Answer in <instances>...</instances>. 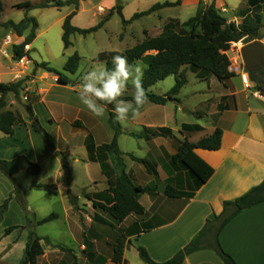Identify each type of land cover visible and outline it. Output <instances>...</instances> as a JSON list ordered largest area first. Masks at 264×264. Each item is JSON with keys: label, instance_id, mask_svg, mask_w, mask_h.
<instances>
[{"label": "crops", "instance_id": "obj_1", "mask_svg": "<svg viewBox=\"0 0 264 264\" xmlns=\"http://www.w3.org/2000/svg\"><path fill=\"white\" fill-rule=\"evenodd\" d=\"M176 1L101 0L99 9L94 14L100 20L96 25L85 26L81 25L78 19L88 13L85 5L90 0H86L80 3L79 10L72 19V25L80 29H89L97 26L110 14V19L99 30L101 31L107 28L111 18L117 15L120 9L123 17L128 21L125 24L128 27L126 29L132 27L134 21L142 18L151 19L148 21V27L143 28L139 36L136 44L138 45L147 38L161 36L165 32V26L172 21H175L173 22L176 25L175 29L178 24L186 22L178 17L169 16L167 13L169 9L190 7L197 13L201 2L206 5L214 2L219 10L226 8L230 12L226 0H181L179 6L161 8L149 16L132 20L135 14L145 12L156 4L175 3ZM107 3H109L108 6H104ZM257 4L255 0H243V2L241 0L239 8L233 12L238 11L243 5L246 10H251L250 14L253 15V8ZM32 5L37 6V4ZM62 9H67L62 19L74 11L73 6H66ZM243 19L235 16L232 22L240 25ZM125 34L126 31L120 36V40L125 39ZM257 40L264 44V38ZM33 43L27 46L29 55ZM154 54H156L154 51L147 53V55ZM141 61L144 63L143 60ZM35 65L28 67L27 73L23 76L20 74L14 76L11 73L13 78L4 84L25 80L24 92L27 95L24 98L27 99L28 93L38 98L32 105L33 112L51 135L56 150L64 153L66 159H72L73 164L71 166L68 164L71 168L73 183L75 165H80L86 170L85 189L87 192L94 194L106 191L110 183L116 181L120 171L109 160V170L107 174H103L100 164L89 159L85 140L88 135H92L97 146L113 141L115 132L110 124L108 108L103 118H95L80 103L77 93L81 75H77L78 71L74 78L77 86H65L57 82L56 75L42 69L35 70ZM241 66L243 65L236 62L235 68L231 69L236 75L222 82L223 88L217 81V84H213L212 76L199 79L195 73L197 79L208 83L206 89L193 93L195 96L201 95L204 98L198 105L189 107L185 99L181 98L187 82L177 97L178 102H169L164 106H159L149 101L141 109L138 119L130 120L126 126L121 125L119 148L123 153L126 172L138 186L146 189L139 199L140 204L145 208V213L141 216L132 214L122 223H117L120 234L116 235L113 228L116 223L107 215L96 211L92 203L87 200L91 204L88 205L89 207L85 204L84 206L86 210L91 208L92 215L85 213V216L81 217L82 221L74 215L81 224L79 230L85 233L93 244L94 256L92 259H86L84 264H117L112 261V255L113 245L120 238L119 236H124L125 240L123 262L119 264H146L139 256L138 247L145 248L155 262H166L185 248L201 232L208 220L220 215L226 202L235 201L264 182V106L261 105L262 97L254 92L253 82L248 73L242 71ZM3 75L5 73H0L1 78ZM69 76L72 79L71 75ZM9 96L12 100L10 105H13L14 95L9 94ZM174 104L176 107H173ZM10 109L12 110V107L7 110ZM20 115L24 123L15 126L13 136H7L0 131V159L11 161L25 156L31 162L40 165L41 173L34 176L29 175L24 166L21 167L15 175V180L19 185V176L25 175L31 179V187L36 191L46 190L51 185H55L57 192L61 188L68 192L61 159L51 150L44 137L33 129L27 112L21 111ZM75 123H80L81 127L76 126ZM185 125L199 127V129L185 130L183 129ZM159 129H169L171 135L150 139L132 136L133 133L150 134ZM217 129L223 131L219 150H195L196 155L214 170L212 177L198 188L196 180L190 173L180 165L174 164L173 157L177 154L181 142L188 140L191 143H197L202 138L212 135ZM76 145L84 149L86 154L83 152L81 155L75 154L73 147ZM130 155L146 161L148 166L133 160ZM48 163L54 166V175L60 181L64 180L63 182L56 184L50 180L51 178L48 181L40 180L45 171V165ZM92 164L99 165L102 177L98 178L89 171ZM0 183L7 186L0 195L1 205L14 191V184L1 172ZM34 183L46 187L39 190L33 187ZM100 183L102 188L98 186ZM169 185L177 189L181 196L168 197L165 191ZM79 199L82 200V197ZM14 206L20 207L15 199L10 202L3 220ZM95 215L100 216L104 223L94 221ZM4 231L3 237L7 242L17 236V231L9 236H4ZM4 239L0 243L1 246L2 244L7 245ZM219 240L223 249L231 254L238 264H264V203L241 212L224 228ZM22 241L24 243L12 244V248L1 257L0 264H8L7 261L12 257L17 258L14 264L21 261L28 241V233H25ZM18 249H20L19 255L16 252ZM84 249L85 246H81L77 256L80 253L83 254ZM183 264H224V262L214 250L208 248L187 256Z\"/></svg>", "mask_w": 264, "mask_h": 264}, {"label": "trees", "instance_id": "obj_2", "mask_svg": "<svg viewBox=\"0 0 264 264\" xmlns=\"http://www.w3.org/2000/svg\"><path fill=\"white\" fill-rule=\"evenodd\" d=\"M82 1L86 0H50L39 6H34L30 2H25L18 4L17 7L32 10L36 8L62 9L66 6H73L74 11L64 19L63 23L62 40L64 48L67 50L73 45L71 41L73 35L80 34L87 36L98 32L111 16L110 14L107 15L97 26L89 29H80L73 26L72 19L77 14L79 5ZM255 1L258 2V4L253 8V15L250 14L251 10L245 9L240 11L239 17L244 18L241 25L229 23L214 2L210 5L201 2L194 17L190 18L183 24H178V28L183 29L184 32L176 31V25L173 23L175 21H172L165 26V32L161 36L147 38L144 42L125 52L123 55L127 56L130 64L136 60H143L147 65V69L142 77V83L147 92L149 101L159 106H164L169 102H178L179 99L177 97L182 88L188 82L186 76L187 69L195 72L199 79L214 76L219 81L224 82L233 78L236 74L231 70V61L227 55L232 44L244 41L247 45L257 39L263 38L259 35V31L263 24L264 0ZM180 4L181 0H177L175 3L167 2L164 4H156L145 12L135 14L132 20L149 16L161 8L176 7ZM2 11L3 5L0 0V12ZM118 13L122 18L123 24H127L128 21L125 20L120 9H118ZM9 26L16 31L19 37H22L24 33L30 29V33L25 37L24 42L14 47V58L17 60L24 56L30 57L29 51H26V47L30 46L36 39V31L39 28L36 18L26 16L20 23L16 24L10 22ZM152 51L156 52V54L147 55V53ZM103 55L110 57L109 53ZM81 60L82 57L78 53L72 55L64 67V72L52 68L49 63H36L35 70L42 69L56 75L57 82L60 85L76 87V82L69 77V74L75 75L77 73ZM107 67H112L111 60L107 61ZM253 75L255 77L254 82L257 86L264 83V72L262 68L256 70ZM170 76H174L176 82L174 87L168 93L165 95H157L149 91L150 88L159 82L166 80ZM24 82L25 80H21L11 84H0V131L7 136H13L15 133V126L24 123L20 114L6 109L8 106L9 94H13L15 99L20 100L21 93L25 89ZM27 99L29 102L25 105V110L32 123L33 129L44 137L51 150L55 152L62 161V169L66 174L65 185L68 188L69 204L73 207L74 211L81 210L78 205L79 197L74 195L71 191L73 178L71 168L66 161V156L64 153L56 150L51 135L46 131L33 112L32 105L38 98L29 95ZM123 99L130 100L131 96L126 93ZM107 108L110 114V124L115 132L113 141L109 144L97 146L93 136L88 135L85 140V146L89 154V159L100 164L103 174H107V171L109 170V160L113 162L115 167L120 171V174L115 182L110 183V186L106 191L93 194L88 193L85 189L83 190L82 195L92 203V206L96 211L107 215L116 223H122L132 214L141 216L145 213V208L140 204L139 199L146 189L138 186L133 178L126 172L123 153L119 148V137L122 134V126L119 123L114 122L113 106L108 105ZM75 124L76 126L81 127L80 123ZM193 128L199 129V127L188 125L183 127L185 130H192ZM165 135H171V131L169 129H159L150 134H132L134 137L148 139ZM222 136L223 131L217 129L212 135L202 138L197 143H191L188 140H185L178 146V151L173 157V162L175 165H180L190 173V175L196 180L198 188L212 177L214 170L196 155L195 150H219L221 148ZM130 156L133 160L148 166L146 161L138 159L132 155ZM23 166L31 176L39 175L41 173L40 165L31 162L25 156L11 161L0 159V172L14 184V191L3 202V204L0 205V223L9 208L10 202L13 199H16L26 214V225L24 227L12 226L6 228L4 236H9L16 230L27 229L28 241L23 257L18 264H37L38 259L45 254L42 242L45 241L49 245H51V243L48 237L43 238L37 234L36 227L58 219V215L51 214L36 223L29 218L25 191L15 180V175ZM33 187L41 190L46 186L34 183ZM165 193L171 198L181 196V193L170 185L167 187ZM260 203H264V182L261 185L254 187L235 201L226 202L222 213L215 216L214 219L208 220L201 232H199L185 248L180 250L170 260L163 263L155 262L150 257L148 251L143 247L137 248L139 256L146 264H183L187 256L199 250L210 248L217 253L224 264H238L232 255L226 252L221 246L219 240L220 234L241 212ZM93 220L104 223L103 219L97 215H95ZM83 245L85 246L84 254L86 258L92 259L94 256L93 244L86 237L85 233ZM60 249L68 253L73 252L72 249L65 247H60ZM124 250L125 240L124 236H121L113 245L112 261L114 263L119 264L123 262Z\"/></svg>", "mask_w": 264, "mask_h": 264}, {"label": "rangeland", "instance_id": "obj_3", "mask_svg": "<svg viewBox=\"0 0 264 264\" xmlns=\"http://www.w3.org/2000/svg\"><path fill=\"white\" fill-rule=\"evenodd\" d=\"M226 1L230 12L224 14V17L228 20L229 23H233L232 20L234 19V17H239L240 11L245 10L246 7L242 5L238 11L233 12L236 8H239V3L241 2V0ZM1 2L3 5V11L0 12V73H5V75H3L2 78L0 76V83L9 82L13 78V75L15 76L20 74L23 76L24 73H27L26 71L28 70V67H33L35 63H49L52 68L64 72V67L68 59L75 53H78L82 57L77 74L78 76H82L85 72L91 70L92 68L98 67L101 62L107 65V61L112 60V57L114 55H123L128 50L134 48L138 42L139 36H141L143 28L148 27V21H151V19L149 18H142L140 20L134 21L132 27L126 29L128 27L123 24L122 18L118 13L111 18L110 23L108 24L106 29L87 36H83L80 34L74 35L72 37L73 46L66 50L64 48L62 40L64 23V19L62 18L66 14L67 9L36 8L28 10L26 8L17 7L18 4L25 2L37 4L38 6L47 3V0H1ZM100 2L101 0H90V2L85 5V9L88 11V13L83 14L78 19L81 25H96L100 18H98L94 14L98 11L101 4ZM108 4L109 3L104 4V6H108ZM167 13L169 16L178 17L184 21H187L196 15V11L190 7L169 9ZM26 16L36 18L39 29L36 31L37 38L35 39L30 52L32 65H29L27 68L22 69L16 65V59L14 57H11V59L5 57L3 54V50L6 48L4 46V42L8 36L13 37L14 43L13 46H10L8 48V52L10 55H14L15 46L20 45L24 42L25 37L30 33V29L27 30L22 37H19L16 31L11 26H9V23L14 22L18 24L23 21ZM175 30L178 32H184L183 29H180L178 27ZM125 31V39L120 40V36L125 33ZM259 35L264 38V21ZM243 45H246L244 41L232 44L230 51L227 52V55L231 61V69L235 68L237 62L240 65H243L241 66L242 71L244 73H247L240 54V50ZM27 49L28 47H26V51ZM108 52L110 53V57L103 55L108 54ZM142 64L144 66V74L145 70L147 69V65L143 62ZM262 68L264 72V66ZM186 71L188 84L186 85L185 90H183L184 94L183 96H181V98L185 99L187 106L193 107L195 105H198V103H200V101L204 99L201 95L195 96L193 93L200 89H206L208 83L197 79L195 72L188 69ZM71 77L72 80H75L74 78H76L75 75H71ZM212 79L213 84H217L218 82L221 83L219 85L222 88L224 87V84H222V82H220L216 77L212 76ZM175 82V77L170 76L166 80L159 82L157 85L153 86L150 92L157 95H165L174 87ZM253 90L256 94H259L262 97L261 105L264 106V83L257 86L256 83L253 82ZM28 94L33 95L31 93ZM26 95L27 94L23 91L21 93L20 100H17L14 97L15 103L13 105H10L12 100L9 98L10 96H8V106L6 109L12 107V110L18 114H20L21 111H26L25 105L29 102L28 99L24 98ZM127 95H131V92L129 91ZM173 107H176V104H174ZM201 108H203V106H201ZM178 115H182V113H178ZM179 117L180 116H178V118ZM73 152H76L75 154L78 155H81L82 152L86 154L85 150H82L79 145L73 147ZM66 161L70 164V166L73 164L72 159H66ZM89 171L98 178L102 177L101 170L98 164L90 165ZM74 172L75 180L71 191L74 195L82 197V200L79 199L78 202L81 210L78 211H74L73 207L69 208L70 204L68 203V192L64 190V188L59 189L57 192V187H55V185H51L46 190L36 191L31 187L32 181L30 178L25 175H21L18 178L20 185L25 191V198L29 209L28 216L32 221L36 223L39 219L46 218L51 214L58 215V219L42 226L36 227L37 234L43 238L48 237L51 243V245H49L45 241L42 242L43 246L45 247V254L43 257L39 258L37 264H84L87 259L84 253H80L79 256H77L79 248L81 246H84V234L79 230L81 224L80 222H78L79 220L76 217H84L85 213L88 215L90 214L91 216V208L88 209V212V210H86L84 206L85 204L86 207H89L88 205H90L91 203H88L87 199H85L82 195V192L83 190H85V186L87 185L85 181V167L75 165ZM54 173V166L48 163V165H45V171L41 175L40 180L48 181L51 178L50 180L56 184L58 182L64 181H60V179H58V177L55 176ZM98 186L99 188L103 187L101 183ZM5 188H7V186L0 183V195L5 191ZM20 207L16 208L14 206L10 214L5 217V219L0 223V243L3 242V231L6 228L14 225H21V227H24L26 225V214L24 216L25 212L22 211L23 209L21 208V210ZM74 215L76 217H74ZM115 225L116 226H114L113 228L116 233H114L116 235H119V224L116 223ZM16 231L17 236H14L12 238L13 242L12 240H8L7 242L4 239L7 245L2 244L3 246H1L0 244V259L4 255V253L8 252L12 248V244H17L20 242L24 243V241L22 240L23 238H25V233H28L27 229ZM60 247L72 249L73 252H64L60 249ZM16 252L19 255L20 249H18ZM16 259L12 257L7 262L8 264H14Z\"/></svg>", "mask_w": 264, "mask_h": 264}, {"label": "clouds", "instance_id": "obj_4", "mask_svg": "<svg viewBox=\"0 0 264 264\" xmlns=\"http://www.w3.org/2000/svg\"><path fill=\"white\" fill-rule=\"evenodd\" d=\"M109 68L103 62L80 76L78 99L95 118H103L107 106H113L114 122L126 126L141 115V109L149 103L143 87V64L136 60L131 64L125 55H114ZM131 92V99H123Z\"/></svg>", "mask_w": 264, "mask_h": 264}, {"label": "water", "instance_id": "obj_5", "mask_svg": "<svg viewBox=\"0 0 264 264\" xmlns=\"http://www.w3.org/2000/svg\"><path fill=\"white\" fill-rule=\"evenodd\" d=\"M245 69L251 79L255 81L254 72L264 66V44L260 40H255L247 45H243L240 50Z\"/></svg>", "mask_w": 264, "mask_h": 264}, {"label": "built area", "instance_id": "obj_6", "mask_svg": "<svg viewBox=\"0 0 264 264\" xmlns=\"http://www.w3.org/2000/svg\"><path fill=\"white\" fill-rule=\"evenodd\" d=\"M166 1H169V0H166ZM220 11L222 12V14H226L228 12V10L226 8H221ZM13 37L12 36H8L4 42V46L6 47L4 50H3V54L5 57H8L11 59V57H14V55H10L9 52H8V48L10 46H13ZM16 65L22 69H25L27 68L29 65H32V60L30 59V57L28 56H24L20 59H17L16 60ZM1 82V81H0ZM1 84V83H0Z\"/></svg>", "mask_w": 264, "mask_h": 264}, {"label": "flooded vegetation", "instance_id": "obj_7", "mask_svg": "<svg viewBox=\"0 0 264 264\" xmlns=\"http://www.w3.org/2000/svg\"><path fill=\"white\" fill-rule=\"evenodd\" d=\"M263 69V68H262Z\"/></svg>", "mask_w": 264, "mask_h": 264}]
</instances>
